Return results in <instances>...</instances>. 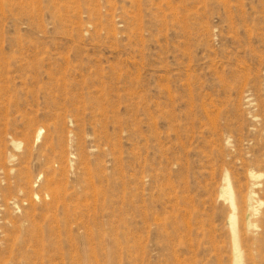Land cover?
I'll return each instance as SVG.
<instances>
[{"label":"rangeland","instance_id":"1","mask_svg":"<svg viewBox=\"0 0 264 264\" xmlns=\"http://www.w3.org/2000/svg\"><path fill=\"white\" fill-rule=\"evenodd\" d=\"M234 236L264 264V0H0V264H234Z\"/></svg>","mask_w":264,"mask_h":264},{"label":"bare ground","instance_id":"2","mask_svg":"<svg viewBox=\"0 0 264 264\" xmlns=\"http://www.w3.org/2000/svg\"><path fill=\"white\" fill-rule=\"evenodd\" d=\"M53 194L54 198H57V196L55 195V192H51ZM223 193L224 195L231 201V203H233V198H234V192L232 189V186L230 185L229 180H227L223 186ZM232 220H233V226L235 224V215L232 214L231 216ZM234 230V229H233ZM235 235H236V231L234 230ZM234 247H235V259H234V264H242V260H241V252L239 249V242L237 240V237L234 236Z\"/></svg>","mask_w":264,"mask_h":264}]
</instances>
